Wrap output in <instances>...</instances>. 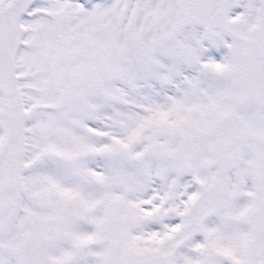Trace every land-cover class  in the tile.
<instances>
[{"label": "snow or ice", "instance_id": "obj_1", "mask_svg": "<svg viewBox=\"0 0 264 264\" xmlns=\"http://www.w3.org/2000/svg\"><path fill=\"white\" fill-rule=\"evenodd\" d=\"M0 264H264V0H0Z\"/></svg>", "mask_w": 264, "mask_h": 264}]
</instances>
